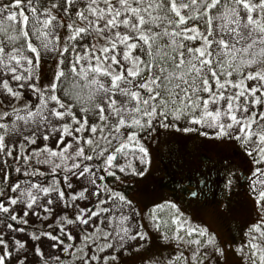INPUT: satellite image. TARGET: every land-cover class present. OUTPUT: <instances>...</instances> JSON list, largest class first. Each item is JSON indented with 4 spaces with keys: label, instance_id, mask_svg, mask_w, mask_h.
<instances>
[{
    "label": "snow or ice",
    "instance_id": "snow-or-ice-1",
    "mask_svg": "<svg viewBox=\"0 0 264 264\" xmlns=\"http://www.w3.org/2000/svg\"><path fill=\"white\" fill-rule=\"evenodd\" d=\"M68 4L52 3L51 7L39 8L33 6L32 0H27V12L24 0H11V4L0 5V13H5V20L15 22L11 24L12 31L4 26L0 20V33H4V40L0 41V66L5 72L13 74V80L27 81L32 75L33 68L40 63V48L56 50L52 45L55 36V27L52 22L56 17L52 9L61 8L69 12L74 2L82 4V8L75 12L76 18L81 23L69 22L67 27L69 35L64 37L65 44L60 49V60L56 64L54 75L49 84L44 85V90L36 87L34 83L19 84V88L34 89V95L38 94L39 103L35 110L24 105V115L19 116L27 124L28 121L35 122L39 117L41 124L47 123L48 116L67 119L76 123L73 132L70 125L64 123L55 127L61 129L56 144L62 146L51 147L48 143L42 144L40 148H33L36 156L45 155L41 163L50 164L51 172H57L61 167L65 170H74V173L84 177L92 169L89 163L93 158L102 161V167L109 175L115 176L112 168L125 170V165L114 163L118 155H127V149L139 148L142 163H147V149L139 142L137 131H128L125 137L122 128L132 126L135 129L151 128L154 118L164 117L160 121L164 127H176L173 123H166L168 116L174 120L181 118L189 122L207 125L212 132H204L203 135L225 136L234 134L244 151L254 155V164L264 163V0H64ZM17 10H13V7ZM85 12L88 15H85ZM31 14V15H29ZM196 21V22H194ZM187 22V23H186ZM204 25L203 28L198 23ZM163 25V27H161ZM153 27L159 31H154ZM123 28V30H121ZM92 42H88V37ZM33 37L40 41L39 47L32 42ZM161 38H167V43H161ZM23 41L21 47L12 46L17 41ZM102 41V42H101ZM199 41V43H191ZM139 49V54L134 50ZM26 50L30 53L26 54ZM71 51V59L68 52ZM15 62L21 68L27 62L29 76H23L17 72L12 64ZM70 69L74 82L81 90L74 92L72 103H67L57 95L60 86V78L66 76L65 67ZM103 77V79H101ZM83 84H79V81ZM110 80V83L108 82ZM251 82V83H249ZM2 87L12 97H18L20 92L14 91L9 86L7 79L2 82ZM86 90V91H85ZM116 94L122 99L117 100ZM65 95H68L67 90ZM101 97L98 100L97 97ZM49 102H54L55 107H49ZM74 105H83L79 108L82 115H78ZM92 118L98 117L96 122L89 125V113ZM14 119L11 128L8 123L0 121V150L5 149V138L9 131H17L15 117L19 114L12 110ZM47 113V115H45ZM8 112L0 113L7 117ZM55 127L52 131H55ZM92 133L91 136L81 137L75 133H83L85 129ZM238 129V130H237ZM185 128L184 131H192ZM99 133V135H97ZM22 135V133H20ZM71 135L72 139L65 142V135ZM44 139L49 138V132L43 133ZM29 144L35 143L36 133L31 137H24L20 141L21 152ZM85 145L88 147L86 148ZM71 155L69 151L71 149ZM6 156H12V146L5 152ZM89 162H82L81 158ZM19 158V157H17ZM25 161L29 158L23 157ZM59 161V162H57ZM131 171L135 168L128 165ZM81 169L83 171H81ZM40 170L35 169L33 175ZM43 175V173H40ZM138 175H143L138 172ZM253 183L251 189L260 211L264 214V168L255 167L252 172ZM7 179V174H5ZM97 179L104 180V176H91L90 184L93 191L91 196H96L97 205L90 212L87 208L75 206L74 219L63 216L56 223L62 231L67 233L69 239H75L69 227L83 225L81 232V244L79 250L86 252V245H93L98 252L110 249L113 246L121 247V240L133 239L146 236L147 233L135 232L128 236L130 231L127 227L116 225V232L111 235L113 240L101 241L96 245L95 241L110 236V232L103 229L100 223L91 219L98 214H106L109 209L100 207L104 204L99 199L98 193L101 187L97 186ZM65 182L68 176L64 177ZM53 183H56L55 178ZM19 182L11 184L12 189L18 188ZM259 185V188H257ZM71 186V185H69ZM39 194L56 193L59 199H66L65 192L51 186L44 187L37 181H32L30 187L20 189L27 192L28 210L36 205ZM105 193L111 189L103 186ZM195 195V193H192ZM84 196V191L75 192L72 199ZM118 197L119 201L126 202V197L119 192L112 191L108 200ZM20 197L8 196L7 200L16 204ZM48 203L52 200L49 197ZM167 205L175 208L171 201ZM48 211V204H39ZM161 207V206H154ZM0 210L9 212V205L0 201ZM178 211V209H177ZM13 219L17 217L15 212L11 213ZM109 221V227L114 222V217L104 216ZM127 216H120V221H126ZM159 217L154 216L155 226L159 227ZM27 223V220L23 221ZM172 222L176 231L172 235L177 240H183L180 230L184 229L187 235L198 233L199 235L189 241L198 245L196 252L192 253L193 264H202L197 258V253L206 244H214V236L208 233L206 227L193 226L180 216L174 215ZM92 224L95 230L93 234L87 232V225ZM166 223V221H165ZM11 227V225H8ZM258 235H252V232ZM123 233L116 236V233ZM53 239L51 232L44 233ZM247 241L254 257L250 264H264V216L258 223L251 225ZM201 237H206L201 243ZM35 239L36 237L33 236ZM4 241L0 240V244ZM19 243V241H17ZM52 247H56L55 244ZM77 249H72L75 253ZM221 252L220 248L215 249ZM242 251V246H238ZM64 252L69 251L66 246ZM40 253V247L35 248ZM5 249L4 255H8ZM4 255H0V264H5ZM182 253L177 256L182 257ZM248 261V253H244ZM113 258H115L113 256ZM95 254L82 258V264H90L91 260H98ZM104 261L109 259L103 257ZM62 264V262H61Z\"/></svg>",
    "mask_w": 264,
    "mask_h": 264
},
{
    "label": "rangeland",
    "instance_id": "rangeland-1",
    "mask_svg": "<svg viewBox=\"0 0 264 264\" xmlns=\"http://www.w3.org/2000/svg\"><path fill=\"white\" fill-rule=\"evenodd\" d=\"M32 3L33 6H38V10L43 7H51L52 3H63L65 7H68L64 0H32ZM3 4L10 5L11 0H0V5ZM12 7L13 10H17L15 6ZM24 7L27 12V0H24ZM80 8H82V4L74 2L67 13L61 8L51 10L56 17L52 22L55 27L53 34L59 37L58 40L52 41L56 50L53 51L52 46L48 49L40 48V63L38 67L33 68L31 76L28 73L27 62L23 68L13 62L12 66L17 68V72L23 76H29L27 81L13 80V74L5 72L3 66H0V82L7 79L9 86L14 91L20 92L18 97H12L0 83V113H9L7 117L0 116V121L8 123L11 128L14 119L12 110L15 109L19 114L15 117L19 133L9 131L4 142L5 149L0 150V201L9 205V212L0 210V240L4 241L3 244H0V255H4L5 249L9 253L4 255L5 264H61V262L62 264H82V258L93 254L97 255L99 259L91 260L90 264H193L192 253L196 252L198 245L189 243V241L195 239L199 234L190 236L186 234L184 229H181L179 234L184 239L177 240L172 235L176 231L175 224L172 222L174 215L180 216L182 220H186L193 226L206 227L208 233L214 236L215 243L204 245L197 253V258L202 264H250L254 257L251 256V250L247 243L250 236L246 233H249L252 224L258 223L264 216L251 189L252 172L255 167L264 168V163L254 164L255 156L244 151V147L234 134L206 136L202 133L213 131L206 124H196L184 118L177 121L172 116H168L165 122L169 125L175 123L176 127H164L160 122L165 120L164 117L154 118L151 128L148 129H135L132 126H127L121 129L123 135L127 137L128 131H137L139 142L148 150L147 163H142L140 159L142 153H140L139 148L127 149V155L121 153L114 161V163L125 165L123 171L115 167L111 169L116 174L115 176L109 175L102 167L97 168V165L102 164L101 160L93 158L89 162L83 157L79 159L82 162H89L93 166L84 177L76 175L74 170H65L63 167L53 173L50 164L40 162L45 158V155L36 156L33 153V148H40L44 143H48L51 147L59 148L62 146L63 142L60 145L55 143L61 131L59 127H55L57 124L68 123L70 132H73L77 125L70 118L61 119L50 116H48L46 124H41L39 117L35 119V122L30 120L26 124L24 120L19 119V116L24 115V105L35 110L36 104L39 103L38 94H33L34 89L19 88L17 85L34 83L36 87L44 90V85L51 82L56 64L60 60V49L65 44L64 37L69 35L68 23H81L75 16L76 10ZM5 15L6 12L0 13V20H3L4 26L11 32L10 25L15 22L5 20ZM85 15L88 13L85 12ZM197 23L201 28L204 27L202 23ZM153 30L159 31L155 27ZM4 35V33H0V41L7 43L4 40ZM32 42L39 47L40 41L33 37ZM88 42H92L91 36L88 37ZM160 42L167 43V38H161ZM191 43L195 44L199 41ZM22 44L23 41L21 40L12 46L21 47ZM134 51L139 54V49ZM26 54L35 55L27 50ZM68 57L71 59V51L68 52ZM62 67H65L66 76L60 78L61 82L57 95L67 103H72L73 93L79 92L81 89L74 82L70 69L64 65ZM108 82L110 83V80ZM79 84L82 85L83 81H79ZM66 90L68 95H65ZM115 98L117 100L122 99L119 94H116ZM97 99L101 100L102 98L98 96ZM55 106L54 102H49V107ZM82 106L74 105L78 115H82L79 112V108ZM89 117V125L98 120V117L92 118L91 112ZM53 127H55V131H52ZM185 128L193 130L186 132L184 131ZM4 131L3 128H0V132ZM45 131L49 132L47 140L44 139L43 135ZM33 132L36 133L35 143L29 144L28 140H24L28 146L21 152L20 141L24 137H31ZM75 134L81 137L92 135L87 128L83 133ZM70 139L72 136L66 134L65 142ZM9 146H12V156L5 155ZM85 147L88 146L85 145ZM74 150V148L71 149L69 155ZM24 156L29 159L25 161ZM199 164L207 166L208 170L219 178V183L223 182L226 172H231V174L241 172L242 174L237 181H235V177H230L231 188L224 189V183H220V190L206 193L207 195L202 197L204 200L200 199L201 201L191 193L173 189V186L160 185L158 187L156 185L157 178L160 177L163 170L171 165L177 167L176 173L185 174L192 171L193 168H198ZM128 165L135 168L136 172L131 171ZM35 169L40 171L33 175ZM81 171L83 170L81 169ZM138 172H142L143 175H138ZM5 174H7V179L4 178ZM66 175L68 176L67 182L64 180ZM93 175L96 177L104 176V180L97 179V186L101 187L98 195L99 199L104 201L100 207L107 208L109 211L106 214H98L97 217L91 219L100 223L103 229L110 232L109 237L105 238L101 235L95 244L101 245V241L109 239L115 241L116 237H113L111 233L116 232V225L127 227L130 230L128 236H133L135 232L147 233L146 236L133 239L125 238L120 242L121 247L113 246L110 249H104L102 252H98L93 245H86L87 251L84 252L79 250L83 225L76 226L73 224L69 227V231L72 232L75 239H69L67 233L60 229L56 223L57 219L63 216L74 219L75 206L87 208L89 215L95 209L97 205L96 196L90 195L93 191L90 178ZM54 178L56 183H53ZM17 181L19 182L18 188L12 189L11 184ZM32 181H37L44 187L51 186L63 190L66 199H59L56 193L39 194L34 189L33 194L37 196V203L26 214L25 209H28L27 192H21L20 189L26 190ZM239 181H241L240 184ZM103 186L111 189V191L105 193ZM79 191H84V196L76 197L73 200L74 193ZM112 191L124 195L127 201H131V204L128 205L126 202L119 201L118 197L108 200L107 197L112 195ZM8 196L20 198L17 199L16 204H12L11 201L7 200ZM49 197L52 200L51 204L48 203ZM168 201H171L176 207L172 208L167 205L166 202ZM41 202L48 204V211L39 207ZM12 212L23 219H13ZM122 215L127 216L128 219L120 221L119 217ZM104 216L114 217L111 227H109V221L104 219ZM154 216L160 218L159 227L155 226ZM24 220H27V223H24ZM55 223L56 230L59 232L54 231L52 234L58 239L45 236L44 233L35 234L34 231L30 230L36 226L41 231H45L42 227L47 228ZM94 231L92 224H88L87 232L91 235ZM122 235L123 233H116L117 237ZM252 235L258 234L253 231ZM33 236L36 238L34 239ZM200 239L202 243L206 237ZM53 244L56 247H52ZM37 246L41 249L40 253L35 252ZM66 246L69 247L68 252L63 251ZM238 246H242V251L238 250ZM216 248H220L222 251L217 252ZM72 249L77 250L73 253ZM177 253H182V257L177 256ZM244 253H248V261L245 260ZM104 256H108L109 259L104 261ZM257 264H259L258 260Z\"/></svg>",
    "mask_w": 264,
    "mask_h": 264
},
{
    "label": "flooded vegetation",
    "instance_id": "flooded-vegetation-1",
    "mask_svg": "<svg viewBox=\"0 0 264 264\" xmlns=\"http://www.w3.org/2000/svg\"><path fill=\"white\" fill-rule=\"evenodd\" d=\"M200 165V166H199ZM198 168L194 169L185 174L176 173L177 167L171 165L163 170L160 177L157 178V186L168 184L173 186V189L181 190L186 193H195V197L198 200H202L206 193L211 191L220 190V183H224V189L231 188V179L230 177H235V181L238 180V177L241 176V172H231L224 173L223 182L219 183V178L212 174L205 165L199 164ZM239 184L241 181L238 182ZM160 189V188H159ZM200 200V201H201ZM204 200V199H203Z\"/></svg>",
    "mask_w": 264,
    "mask_h": 264
},
{
    "label": "trees",
    "instance_id": "trees-1",
    "mask_svg": "<svg viewBox=\"0 0 264 264\" xmlns=\"http://www.w3.org/2000/svg\"><path fill=\"white\" fill-rule=\"evenodd\" d=\"M165 186H167L168 184H164ZM0 189H1V187H0ZM13 221H15V220H13ZM17 222V221H16ZM23 223V222H22ZM56 223L54 224V225H51V226H49V227H47V228H45V227H42V228H44V230L45 231H41L40 229H38L36 226H34L33 228H30V230L31 231H34L35 232V234H42V233H47V232H51V233H53L54 231L56 232V231H58V230H56ZM41 228V229H42ZM52 228V229H51ZM59 232V231H58Z\"/></svg>",
    "mask_w": 264,
    "mask_h": 264
},
{
    "label": "bare ground",
    "instance_id": "bare-ground-1",
    "mask_svg": "<svg viewBox=\"0 0 264 264\" xmlns=\"http://www.w3.org/2000/svg\"><path fill=\"white\" fill-rule=\"evenodd\" d=\"M220 205V204H219Z\"/></svg>",
    "mask_w": 264,
    "mask_h": 264
}]
</instances>
